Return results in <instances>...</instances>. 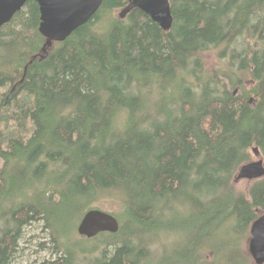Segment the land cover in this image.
Masks as SVG:
<instances>
[{"label":"trees","instance_id":"16d2710c","mask_svg":"<svg viewBox=\"0 0 264 264\" xmlns=\"http://www.w3.org/2000/svg\"><path fill=\"white\" fill-rule=\"evenodd\" d=\"M128 3L46 51L36 1L0 27V264L39 222L45 264H255L264 178L235 176L264 159V0H170L169 31ZM106 199L119 231L75 240Z\"/></svg>","mask_w":264,"mask_h":264},{"label":"water","instance_id":"95a60500","mask_svg":"<svg viewBox=\"0 0 264 264\" xmlns=\"http://www.w3.org/2000/svg\"><path fill=\"white\" fill-rule=\"evenodd\" d=\"M28 0H0V27L8 23ZM39 4L41 23L39 30L46 38V47L54 41H64L78 27L86 24L100 8L103 0H34ZM134 7L144 11L164 31H169L174 22L170 0H129L121 10L124 18ZM255 159L243 164L235 182H249L264 178V159L258 147H253ZM120 222L117 217L100 208L88 210L78 224L77 232L86 238L100 233H117ZM248 253L255 264H264V212L252 223L248 238Z\"/></svg>","mask_w":264,"mask_h":264},{"label":"rangeland","instance_id":"374dc122","mask_svg":"<svg viewBox=\"0 0 264 264\" xmlns=\"http://www.w3.org/2000/svg\"><path fill=\"white\" fill-rule=\"evenodd\" d=\"M204 59L206 61V66L209 68L214 69L218 66L217 51L207 53L204 56ZM220 66H222L221 63ZM254 159L255 156L253 155L252 160ZM249 183L250 182L247 180H241L236 184L239 188L245 189ZM97 206L110 212L119 213L122 211V206L116 199H106L103 202L98 203ZM75 223L76 227L78 223L77 220H75ZM42 225L43 224L39 222L26 228L24 237L20 242V249L18 250L16 258L12 264H45L57 258L58 255L55 254V245L51 240V236L49 235L48 230H45ZM77 233V231L74 233L73 238H75V240L81 237L79 234V236H77ZM244 247L248 252V239L245 242Z\"/></svg>","mask_w":264,"mask_h":264},{"label":"bare ground","instance_id":"6f19581e","mask_svg":"<svg viewBox=\"0 0 264 264\" xmlns=\"http://www.w3.org/2000/svg\"><path fill=\"white\" fill-rule=\"evenodd\" d=\"M240 77V76H239ZM245 78V77H244ZM243 86V85H242ZM255 156V155H254ZM194 176V175H193ZM73 236V235H72Z\"/></svg>","mask_w":264,"mask_h":264}]
</instances>
